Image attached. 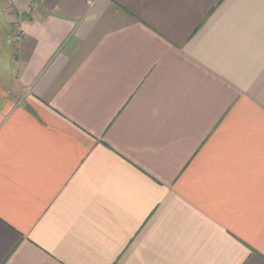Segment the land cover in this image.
Here are the masks:
<instances>
[{"label":"crops","instance_id":"0c3cea01","mask_svg":"<svg viewBox=\"0 0 264 264\" xmlns=\"http://www.w3.org/2000/svg\"><path fill=\"white\" fill-rule=\"evenodd\" d=\"M21 4L0 264H264V0Z\"/></svg>","mask_w":264,"mask_h":264},{"label":"rangeland","instance_id":"374dc122","mask_svg":"<svg viewBox=\"0 0 264 264\" xmlns=\"http://www.w3.org/2000/svg\"><path fill=\"white\" fill-rule=\"evenodd\" d=\"M5 3L8 5L9 9H10V16H8V13L6 12V18H7V22L8 21H11L12 20H15V16L16 15V6H20L21 9L23 7V5L21 4V2H25L27 0H18L20 3H17V1H10V0H4ZM6 22V24L4 26H0L1 29H4V31L0 30V54H6V53H11L12 49H13V46H12V43H15V40H16V33H14V29H15V22L13 23V25L9 26L8 23ZM11 24V23H10ZM12 31H10V29H12ZM12 33V35H11ZM8 39H9V42H8ZM8 45V47H7ZM9 48V49H8ZM11 72H12V69H11Z\"/></svg>","mask_w":264,"mask_h":264},{"label":"built area","instance_id":"2783aa9c","mask_svg":"<svg viewBox=\"0 0 264 264\" xmlns=\"http://www.w3.org/2000/svg\"><path fill=\"white\" fill-rule=\"evenodd\" d=\"M35 10V3H31L29 7L27 8V11L30 13H33Z\"/></svg>","mask_w":264,"mask_h":264}]
</instances>
